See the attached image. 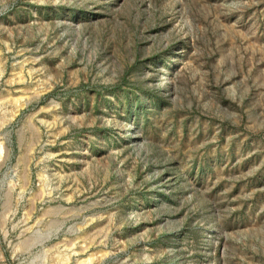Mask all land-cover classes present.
Instances as JSON below:
<instances>
[{"label":"rangeland","instance_id":"1","mask_svg":"<svg viewBox=\"0 0 264 264\" xmlns=\"http://www.w3.org/2000/svg\"><path fill=\"white\" fill-rule=\"evenodd\" d=\"M0 264H264V0H0Z\"/></svg>","mask_w":264,"mask_h":264}]
</instances>
